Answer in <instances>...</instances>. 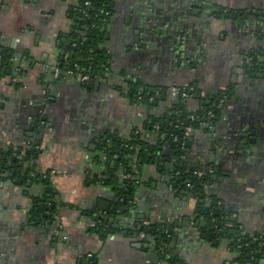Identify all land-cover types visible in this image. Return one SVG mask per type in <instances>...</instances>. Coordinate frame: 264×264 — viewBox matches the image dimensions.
Listing matches in <instances>:
<instances>
[{
	"label": "crops",
	"instance_id": "obj_1",
	"mask_svg": "<svg viewBox=\"0 0 264 264\" xmlns=\"http://www.w3.org/2000/svg\"><path fill=\"white\" fill-rule=\"evenodd\" d=\"M72 6L0 0V44L21 72L19 81L13 70L0 73V264H264V255L240 262L230 238L199 236L197 201L168 188L163 163L141 164L135 197L124 205L122 186L102 181L98 161L109 135L156 144L153 119L176 106L184 89L195 93L186 100L191 111L226 92L225 115L215 131L210 123L191 129L184 160L210 175L207 204L219 209L222 232L264 235V0H116L103 44L109 67L93 76L100 84L91 89L84 87L91 81L52 71L63 55L58 41L73 25ZM150 89L156 93L141 103ZM31 146L40 151L41 182L3 169ZM49 188L57 203L52 219L38 203ZM101 217L105 236L89 230ZM154 224L167 228L160 245L135 231Z\"/></svg>",
	"mask_w": 264,
	"mask_h": 264
},
{
	"label": "trees",
	"instance_id": "obj_2",
	"mask_svg": "<svg viewBox=\"0 0 264 264\" xmlns=\"http://www.w3.org/2000/svg\"><path fill=\"white\" fill-rule=\"evenodd\" d=\"M75 2L71 16L73 25L58 41V48L63 52L59 67L63 72L77 71V67L80 69L85 68L87 71L89 70L92 76H99L105 73V67H109L108 53L103 48V44L106 40L105 30L114 12L116 0H75ZM87 3H90V5H87ZM250 55L254 56V54ZM12 58L13 53L11 50L0 44V73L13 70ZM256 65L254 57L250 66L251 71L256 69ZM13 71V79L20 76L21 72L18 74V71ZM138 90L133 88V91H131L133 99L139 98V96H135ZM188 92L192 96L195 94L193 90ZM148 95L149 91H143L140 102L149 103ZM221 99H224L223 104H221ZM227 104L228 94L226 92H221L219 96L207 99L205 109L198 111H191L188 108L187 101L180 99L179 106H175L171 114L153 119L154 124H160V130L156 133V144L144 143L139 135L132 137L130 140H120L113 135H109L99 144L98 149L101 157L98 158V161H102V158L107 156L102 161L106 170L102 181L107 186H122L119 189V196H121V203L124 205L135 197L137 186L141 180V164L146 162L152 164L163 163L164 165L161 168L170 177L167 183L168 188L172 186L179 194L194 198L197 201L193 217L196 222L202 224L200 229L203 239L215 240L217 237L222 236L232 239V250L240 253L238 260L247 263L262 258L264 245L261 244V241L247 239L243 234L236 231V227L235 230L233 228L225 229L222 232V229L225 228V222L221 217H216L212 211V206L207 204L206 187L210 182V175L204 169L202 170L204 175H198L199 168H192L185 162L183 147L178 146L179 141L185 137L184 128L190 127L194 130L203 127L205 123L220 120L225 115ZM209 112L214 116L211 117ZM191 115L196 116L195 121L190 120ZM187 120L190 122L189 125H186ZM176 138L179 139L177 142L175 141ZM172 141L176 143L175 146L171 145ZM39 153L37 146H31L19 159H13L10 162L4 161L3 169L6 173L11 174L12 178L19 177L24 172L26 174V176H23L24 178L41 182L44 175L40 173L35 164ZM161 158H163V161H161ZM52 189L49 188V191L38 202L41 214L50 219L57 214V203L54 189ZM104 220V217L93 219L92 221H95L96 225L89 229L90 232L105 236L107 226ZM166 230L167 228L164 226L154 224L143 226L135 231L137 233L145 232L146 235L153 236L158 243L157 245H160L166 237ZM262 242L264 241L262 240ZM89 264H97L96 258L91 260Z\"/></svg>",
	"mask_w": 264,
	"mask_h": 264
},
{
	"label": "built area",
	"instance_id": "obj_3",
	"mask_svg": "<svg viewBox=\"0 0 264 264\" xmlns=\"http://www.w3.org/2000/svg\"><path fill=\"white\" fill-rule=\"evenodd\" d=\"M87 5H90V3H87ZM250 62V61H249ZM50 68V67H49ZM18 69V68H17ZM16 69V70H17ZM77 71L76 70H69L67 72H63L62 69L59 67V64H57L54 68H52V71L54 72L55 77L60 78L61 76H72L77 78L78 80H80L82 83H88L89 81H91V79H93V76L90 74L89 70L87 71L85 68L80 69L79 67H77ZM105 70H108V67H105ZM16 81H19V78H15ZM190 92H188V90L186 92L181 93V95L179 94V96L182 98V100H187L189 99V97H191L189 95ZM141 99V97H140ZM224 103V100L221 101V104ZM209 115L211 117H213V114L211 112H209ZM190 120L195 121L196 120V116L195 115H191L190 116ZM157 129L160 130V125L157 126ZM191 131L190 127L186 128V133H185V137L183 139H188L189 133ZM179 139L176 138L175 141L177 142ZM187 144V142H186ZM186 148V147H185ZM103 159L105 160L106 157L104 156ZM198 175L203 176V173H199ZM171 189L172 186L170 187ZM136 203V201H134V204ZM255 241H264V235H260V236H256L255 239H253ZM93 256L90 255L89 258H92Z\"/></svg>",
	"mask_w": 264,
	"mask_h": 264
},
{
	"label": "water",
	"instance_id": "obj_4",
	"mask_svg": "<svg viewBox=\"0 0 264 264\" xmlns=\"http://www.w3.org/2000/svg\"><path fill=\"white\" fill-rule=\"evenodd\" d=\"M230 16H232L233 18H237L238 17V15L236 14H233V15H230ZM20 58V57H19ZM19 58H18V60H19ZM16 65H17V63H16ZM18 67H14L13 68V70L14 69H17ZM7 73L8 74H10L11 73V70H9V71H7ZM3 76L6 74V72L5 71H3L2 73H1ZM61 79V78H60ZM99 84H100V82L99 81H91L90 83H88V84H85V86L84 87H87V88H97L98 86H99ZM184 92H186L187 91V89H184L183 90ZM149 95H148V97L150 98L151 97V94L152 93H156V89H150L149 90ZM164 95H165V93H164ZM159 98H160V96L159 95H156V99H158L159 100ZM196 98H198V94L196 95ZM202 103V105H203V107H204V109H205V105H206V102H204V101H202L201 102ZM179 104H180V100L178 101V102H176L175 103V105L176 106H179ZM175 107V106H174ZM174 107L172 108V109H170V110H166L165 112H164V114L166 115V114H171L172 113V110L174 109ZM190 124V122L187 120L186 121V125H189ZM213 124L214 123H211V125H212V128H211V130H213V131H215V127L213 126ZM42 126H43V124H42ZM183 131L185 132L186 131V128H184L183 129ZM194 138H188V141H186L185 139H182V140H180L179 141V144H178V146L179 147H183V153H186V152H190V148H191V145H190V143H192V142H194ZM186 142H190L189 144H186ZM175 142H171V145L172 146H175ZM187 146V147H186ZM186 147V148H185ZM161 161H163V158H161ZM201 169H203V168H201ZM212 178H214L215 179V177H213L212 176ZM214 211V213H216V214H218L219 213V209H214L213 210ZM231 218L230 217H228V218H226V220L227 221H229ZM201 226H202V224H201V222H196V224H195V227L199 230L200 228H201ZM199 233V236H202V233H201V229H200V231L198 232ZM263 249H264V247H263Z\"/></svg>",
	"mask_w": 264,
	"mask_h": 264
},
{
	"label": "rangeland",
	"instance_id": "obj_5",
	"mask_svg": "<svg viewBox=\"0 0 264 264\" xmlns=\"http://www.w3.org/2000/svg\"><path fill=\"white\" fill-rule=\"evenodd\" d=\"M252 59V57H250V56H247L246 57V61H247V63L250 61ZM15 71H18V74L20 73V70L19 69H14ZM21 75V74H20ZM191 97H192V95H190ZM105 157H107V156H105ZM169 182V181H168ZM167 183V182H166ZM90 263V262H89ZM89 263H86V264H89Z\"/></svg>",
	"mask_w": 264,
	"mask_h": 264
},
{
	"label": "flooded vegetation",
	"instance_id": "obj_6",
	"mask_svg": "<svg viewBox=\"0 0 264 264\" xmlns=\"http://www.w3.org/2000/svg\"><path fill=\"white\" fill-rule=\"evenodd\" d=\"M73 1V6H75V4H76V2H75V0H72ZM72 6V8H71V16H72V12L74 11V7ZM222 100H224V99H221V101ZM214 116V115H213ZM210 124L211 123H214V122H209Z\"/></svg>",
	"mask_w": 264,
	"mask_h": 264
}]
</instances>
